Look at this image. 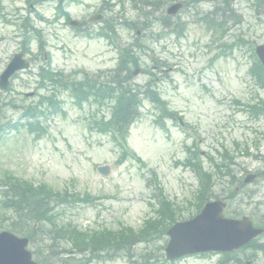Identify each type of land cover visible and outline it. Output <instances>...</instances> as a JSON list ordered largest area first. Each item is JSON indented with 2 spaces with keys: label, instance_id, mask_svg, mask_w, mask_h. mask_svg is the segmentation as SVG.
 Returning <instances> with one entry per match:
<instances>
[{
  "label": "rangeland",
  "instance_id": "1",
  "mask_svg": "<svg viewBox=\"0 0 264 264\" xmlns=\"http://www.w3.org/2000/svg\"><path fill=\"white\" fill-rule=\"evenodd\" d=\"M77 1L66 4V10L73 18L79 19L89 16L103 0ZM233 2L242 20L240 24L231 26L223 38L216 39L213 44L204 25L195 22L196 12L203 15L211 10L212 4L202 2L172 19L176 21L180 18L185 22L181 38L176 41L166 35L154 43L146 42L147 48L139 56L141 66L154 73L155 88L160 97L172 111L178 113L190 134H193V139L198 141L203 168L212 173L207 157L219 161L216 151L224 148L234 158L232 168L239 178L244 172L264 170V160L261 159L264 156L261 136L264 133V117L250 119V114L243 112L241 106L235 103L244 104L256 96L264 98V91L255 88L247 74L252 62L249 54L251 46L264 44V10L257 14L245 0ZM170 3L163 1L165 8ZM54 6L55 2L50 1L32 8V12H38L43 20L36 19L34 13L28 15L33 25L42 32L45 53L49 56L43 62L36 51V43L30 44L25 57L31 63L29 71L18 73L11 80L8 91L0 92L3 124L8 120L17 121L20 115L19 110L8 107L7 103L18 106L34 104L40 95L47 93L46 90L36 92L39 67L46 65L53 71L69 75L74 71L105 72L118 63L119 51L110 47L106 39L80 36L59 23L49 25L46 20H52ZM15 9H20V14L24 16L28 14L24 0H0V72L21 49L17 28L4 24L3 16L1 18L4 14L12 15ZM116 16L118 23L123 19H133L134 14L126 0L118 2L113 8L109 7L107 18ZM99 26L95 25L93 29ZM116 28L118 35L113 38H118L120 47L133 42L134 31L118 24ZM232 43L235 46L230 55L215 58L222 50L220 45L229 46ZM132 77V82L139 86L151 78L145 74ZM73 78L80 80L82 75ZM30 93L34 95L26 97ZM56 94L62 101L61 110L47 114L45 120L41 119L46 132L38 141H33V135L23 128L0 133V178L11 173L34 186L46 184L56 191H63L66 187L70 192L97 197L93 204H72L60 211L59 219L72 220L84 230L117 229L120 226L138 229L143 220L152 215L151 197L157 194L147 187L152 174L156 175L167 198L183 207L181 217L193 213L194 209L188 203L193 202L198 188L196 177L188 168L176 165L178 161L187 159L185 146L191 145L193 140L179 127L177 120L165 121L167 129H162L154 121L156 109L149 102H144L140 117L131 125L127 139L129 148L140 161L127 159L118 165L120 152L113 141L89 128L90 114L95 113L99 118L101 115L108 116V111L88 105L79 108L67 92ZM98 166L109 167L110 174L107 177L99 175ZM214 184L211 189L214 195H221L226 188L229 189L219 181ZM245 187V193L241 192L237 199L252 194L250 200L241 203L240 207L244 208V213H251L255 223H264V178ZM156 246L137 245L131 249L130 255L137 260V264H143L141 257L152 250L155 258L149 260L148 264H169L163 261L164 254L160 259ZM36 249L41 251V244L37 243ZM221 258V254L211 253L204 257H186L174 264H218ZM235 259L234 256L227 259V264H236ZM242 262L264 264V258ZM89 264H129V259L119 257Z\"/></svg>",
  "mask_w": 264,
  "mask_h": 264
},
{
  "label": "trees",
  "instance_id": "2",
  "mask_svg": "<svg viewBox=\"0 0 264 264\" xmlns=\"http://www.w3.org/2000/svg\"><path fill=\"white\" fill-rule=\"evenodd\" d=\"M257 2L264 6V0H257ZM128 56L129 60H126L127 54L121 56L118 77L123 71H130L128 64H136L133 63L134 56ZM257 70L262 75L261 84L264 87V73L260 66H257ZM252 74L257 76L255 72ZM108 82L109 84H102L98 89L88 87L86 90L88 94L83 97L80 90H77L73 85L71 94L79 106L88 95L98 96L101 103H105L107 98H112L111 119L107 122L96 123L95 129L99 130L100 133L111 134L114 140L119 138L124 141L129 125L138 116L137 108L140 100L137 90L129 84H125L124 79L117 78ZM93 90L95 91L93 92ZM259 110L260 114H264L263 103ZM259 113L255 111V116L260 115ZM24 114L34 120V122L27 124L28 131L35 133L37 138L41 137L44 132L39 125L38 117L43 116L44 113L38 110V107H29ZM125 154L126 152H123L122 159ZM198 169L200 172V167ZM203 178L207 179L208 182L210 176L203 174ZM0 183L5 188L1 192L0 198V210L5 212L3 219L0 220V228L4 227L2 222H6L5 227L7 229L18 235L29 237L31 245L41 244L42 252L45 253V257H41L40 261L43 264H56L57 257L64 254L68 258L74 259L71 254L83 255L86 251L93 257L92 259H96L95 252L97 250L117 251L127 243L129 245L137 244L142 241H149L153 236H163L168 225L174 221V214L169 211L166 216L147 222L146 226L136 233L130 231L129 235L124 234L123 236L121 232L102 231L86 235L73 226L71 222L59 221L55 212L59 205L62 208L65 205L83 201L77 195L68 194L66 191L65 193H58L45 185L33 187L30 183L20 181L10 174H7L5 180H1ZM40 231H43L42 235H38ZM262 250L264 252V247ZM63 264L67 263L64 262Z\"/></svg>",
  "mask_w": 264,
  "mask_h": 264
},
{
  "label": "water",
  "instance_id": "3",
  "mask_svg": "<svg viewBox=\"0 0 264 264\" xmlns=\"http://www.w3.org/2000/svg\"><path fill=\"white\" fill-rule=\"evenodd\" d=\"M257 54L264 63V46L257 48ZM27 68L21 60H14L0 77V88L5 89L8 78L15 71ZM106 168L99 172L107 174ZM223 204L207 205L202 213L190 222L176 224L168 231L170 237L166 248L167 258L172 260L184 254L206 251H231L248 242L260 233L243 219L231 221L222 219ZM27 239H19L9 233L0 234V264H36L25 250Z\"/></svg>",
  "mask_w": 264,
  "mask_h": 264
},
{
  "label": "bare ground",
  "instance_id": "4",
  "mask_svg": "<svg viewBox=\"0 0 264 264\" xmlns=\"http://www.w3.org/2000/svg\"><path fill=\"white\" fill-rule=\"evenodd\" d=\"M81 103H82V101H81Z\"/></svg>",
  "mask_w": 264,
  "mask_h": 264
}]
</instances>
